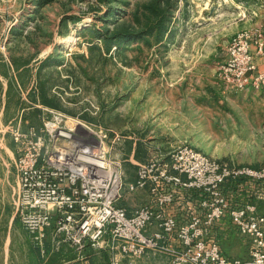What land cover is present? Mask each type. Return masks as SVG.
I'll use <instances>...</instances> for the list:
<instances>
[{
  "label": "rangeland",
  "instance_id": "1",
  "mask_svg": "<svg viewBox=\"0 0 264 264\" xmlns=\"http://www.w3.org/2000/svg\"><path fill=\"white\" fill-rule=\"evenodd\" d=\"M147 2L0 0V139L17 149L16 134L43 135L56 112L64 117V131L74 129L96 144L90 139L94 132L133 170L134 140L152 139L167 152V76L193 73L186 79L187 127L176 147L188 145L228 167L263 168L264 85L229 90L213 73L235 34L249 28L264 33V0H177L168 38L112 46L105 53L92 29L111 34L130 26L136 31L131 13ZM139 17L143 25L141 12ZM191 54L202 55V73L195 72ZM144 155L140 149L139 156ZM9 169L6 173L0 159V264H113L116 252L108 256L101 246L89 244L77 249L65 243L64 252L42 256L16 245L5 257L16 202L15 173ZM254 202L264 216V197ZM217 230L210 240L223 255L246 259L249 242L235 231L227 232L229 240H219ZM135 264L171 261L168 255H149Z\"/></svg>",
  "mask_w": 264,
  "mask_h": 264
},
{
  "label": "built area",
  "instance_id": "2",
  "mask_svg": "<svg viewBox=\"0 0 264 264\" xmlns=\"http://www.w3.org/2000/svg\"><path fill=\"white\" fill-rule=\"evenodd\" d=\"M262 54L261 29L241 30L216 66L217 80L234 91L261 88L264 71L258 70L254 57ZM51 113L43 135L14 137L18 144L14 213L36 245L42 246L50 228L55 238L77 249L105 241L128 264L147 255H168L171 264H264V216L257 213L254 202L264 197V167H228L183 144L135 164L134 180L128 182L121 154H112L94 132L90 139L96 144L78 137L74 129L64 131V117ZM240 178L258 181L261 187L253 192L254 200L232 207L221 189ZM179 189L191 192L185 198L193 207L180 226L167 215V204ZM196 190L204 197L198 200ZM137 191L147 193L144 204L132 212L118 205ZM223 219L249 242L248 258H228L210 240ZM173 234L176 247L167 243ZM113 264L121 263L114 258Z\"/></svg>",
  "mask_w": 264,
  "mask_h": 264
},
{
  "label": "crops",
  "instance_id": "3",
  "mask_svg": "<svg viewBox=\"0 0 264 264\" xmlns=\"http://www.w3.org/2000/svg\"><path fill=\"white\" fill-rule=\"evenodd\" d=\"M198 50V49H197ZM202 55H192V60L190 61L191 65H196L195 72H198V70L202 73L204 69V64L201 59ZM225 54H223L222 58H225ZM201 57V58H200ZM223 58V59H224ZM255 64L259 71H264V54L262 55H256L254 57ZM189 63V64H190ZM219 63V62H218ZM193 68V66H192ZM191 69V68H190ZM189 69V70H190ZM216 67H214V78H216ZM193 75V73L190 74H179L177 76H167V152L164 151L165 147L159 143L153 142L152 139H149L148 141L145 140H134V143L132 144V150L130 158H135L133 160V164H137L139 162L145 161L147 158L155 156L152 155L153 153L157 155H166L168 154L172 148L176 147L177 140L182 138V134L184 136V133L182 131H186V106L188 103V84H187V77ZM218 81V80H217ZM169 82V84H168ZM197 98V96H196ZM178 136V137H176ZM140 149L145 152V155L143 157L139 156ZM158 151V152H156ZM18 151L16 148H10V146H6L4 144V139H0V159L3 160L4 165L6 166V173L10 172L11 168L15 175L13 176L16 182V191H17V175L14 169V163L17 159ZM133 170H129L126 168L127 173V181L132 182L134 180V173H135V166L133 167ZM184 178V177H183ZM15 187H13V190L15 192ZM194 194V192H193ZM188 195H191V192L183 191V190H177L175 192V198L174 201L170 204H167V215L172 216L176 219L177 225H183L188 220V212L193 210V207L189 205L188 200H186L185 197ZM147 193L144 191H137L133 195L129 194L123 199L122 201L118 202L119 206H122L126 209L127 212H132L133 209L141 206L147 201ZM15 216V213H14ZM12 217L9 221V225L7 227V232L5 236V257L8 256V253L10 252V248H14L16 245L27 247L29 251H32L38 255L42 256L44 254H48L49 252L52 253V251L62 253L64 250H66V244L64 242H61L58 238H55L52 233V229L46 230L45 239L43 240L42 246L36 245L31 236L26 233L20 226L18 220L16 217ZM15 218V222L17 223V226L14 224L12 225L13 219ZM218 226L217 230V236L219 239H228L231 237L230 233L227 234L228 231H235V229L231 226V224L228 222L227 219H223V221L219 222L215 228ZM155 229V228H153ZM236 232V231H235ZM237 233V232H236ZM229 240V239H228ZM167 243L171 247L178 246V240L176 239L175 234L171 235L169 239L167 240ZM88 245V244H87ZM103 251L110 256L113 254L111 251L108 250V243L103 242L101 245ZM35 249V250H34ZM220 249V248H219ZM222 252V251H221ZM115 259L119 260L121 264H128L124 259L120 257L118 254H114ZM226 255V254H225ZM246 258H248V254ZM149 257V255L145 256Z\"/></svg>",
  "mask_w": 264,
  "mask_h": 264
},
{
  "label": "trees",
  "instance_id": "4",
  "mask_svg": "<svg viewBox=\"0 0 264 264\" xmlns=\"http://www.w3.org/2000/svg\"><path fill=\"white\" fill-rule=\"evenodd\" d=\"M44 1L49 2L51 0ZM175 1L177 0H148L146 4L137 6L131 13L134 24L138 26L136 31L130 26L125 29H118L111 34L96 29H92V31L95 38L102 42L104 52L107 54L112 46L119 48L122 45L139 41L148 44L149 38H153L156 43H159L165 36L168 38L171 33L170 19L176 7ZM140 12L144 20L143 25H141L139 17ZM45 104L52 107V103ZM260 187L261 183L258 181L240 178L235 181H228L221 190L227 196L232 207H240L245 202L252 201L253 192ZM194 195L197 196L198 200L204 197V193L197 190L194 191Z\"/></svg>",
  "mask_w": 264,
  "mask_h": 264
},
{
  "label": "bare ground",
  "instance_id": "5",
  "mask_svg": "<svg viewBox=\"0 0 264 264\" xmlns=\"http://www.w3.org/2000/svg\"><path fill=\"white\" fill-rule=\"evenodd\" d=\"M77 127L81 128L82 126H80V125L78 124ZM82 134H83V133H82Z\"/></svg>",
  "mask_w": 264,
  "mask_h": 264
}]
</instances>
